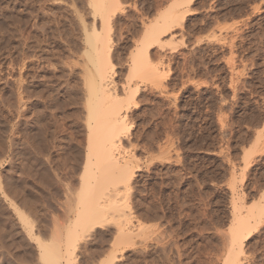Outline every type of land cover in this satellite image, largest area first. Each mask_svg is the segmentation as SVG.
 Segmentation results:
<instances>
[{
  "label": "rangeland",
  "instance_id": "obj_1",
  "mask_svg": "<svg viewBox=\"0 0 264 264\" xmlns=\"http://www.w3.org/2000/svg\"><path fill=\"white\" fill-rule=\"evenodd\" d=\"M104 1L109 7L102 15L105 22L94 11L93 0H41L40 21L35 11L38 3L32 0L33 4L27 5V17L15 9H10L9 16L15 24L19 18L27 19L33 46L28 59L33 71L30 66L29 71L34 82L37 76L41 79L45 69L46 75L52 70L64 75L74 66L70 69L78 77L85 64L82 50H91L93 36L98 33L110 47L114 83L120 86L130 79L131 86L137 85L132 86L137 92L128 105V134L121 139L123 152L119 154L132 161L127 191L121 189L124 194L120 190L125 196L120 197L122 201L118 198V211L98 218L91 226L84 225L90 227L88 230L80 226L84 231L68 232L69 226L74 228L69 220L74 217L66 220L62 215L63 221L60 212L66 203L74 207L70 196L75 192L72 195L68 191L78 186L79 174L71 170L75 155L68 147L71 140L84 144V135L77 138L69 126L64 127L65 122L61 121L63 126L60 120L52 119V107L47 105L51 118L47 121L46 116V123L55 119L54 125L58 122L63 129L53 126L56 130L52 128V136L57 135L58 141L49 139L52 148L42 155L45 164L49 161L42 163L49 167H44L49 171L45 180L35 176L36 185L47 189L38 190L35 184L29 187L27 162L24 164L27 155L22 154L26 148H22L21 119L13 94L3 108L9 133L0 138V145H6V149L1 146L5 154L0 147V264H44L38 258L37 237L47 245L54 243L53 248L57 245L56 249L64 253L63 264L66 260L67 264H229L231 237L244 216L256 220L252 219L249 229L239 236L240 247L235 246L237 253L241 250L238 264H264V0ZM166 15L170 16L169 28L149 32ZM87 34L92 40L85 38ZM153 40L156 43H151ZM67 41L73 44L69 51ZM142 46L147 48L149 67L161 74L153 84L138 78L137 69L129 70L131 57ZM46 56L55 67L46 66ZM42 64L46 66L43 70ZM74 70L80 74L75 75ZM12 77L17 78L14 73ZM40 84L49 91H44L46 95L55 93L49 83ZM70 107L64 111L83 116L78 113L80 107ZM28 203L33 205V213H27ZM54 220L63 224L56 225ZM120 224L124 231L134 233L126 237L131 243H119L126 236L120 234Z\"/></svg>",
  "mask_w": 264,
  "mask_h": 264
},
{
  "label": "bare ground",
  "instance_id": "obj_2",
  "mask_svg": "<svg viewBox=\"0 0 264 264\" xmlns=\"http://www.w3.org/2000/svg\"><path fill=\"white\" fill-rule=\"evenodd\" d=\"M35 1L38 3L37 8H35L36 16L38 17V21H40V19L43 16L42 12H41L42 11L41 5H40L41 0H35ZM31 2H32V0H0V138L1 137L3 138V135H5V133L8 132V130H9L8 126L10 128V123L6 119V116H5L7 113L4 109L6 107V104H8L7 101L10 100V98L13 96V94H15L14 97L16 98V101L18 103L17 104L18 105V112H17L18 118L21 119L20 123H21V127H22V133H21L22 136H20V137H23V139H21V141L24 140L22 142V145L24 144L23 145L24 147L22 146V148H26V152L25 153L23 152L25 150L24 149L22 151V154L23 155L25 154V156L27 155L26 156L27 158L24 156L25 159H27L26 161H24V164H26L25 162H27V170H26V168H25V170L27 171L26 176L29 178V182H28L29 187H31L30 185H32V186L34 184L36 185L38 182L36 180V183H35V176L36 175L41 181H43L45 174L47 172H49V171L46 172V169H45V168H47V170H49L48 169L49 167H45V165H47L49 163V161L46 160L47 163L45 164V162H43L45 155H44V157L42 155L44 153L47 154L46 151L48 150L49 147L52 148L51 145L49 146V142H50L49 139L50 140L55 139V136H57V135H55L53 137L52 132H54L57 128L63 129L62 126L60 128V126H59L60 124L63 125L66 123L67 125H65V126L63 125V126L64 127L69 126L68 128H70L71 132L73 130V133L75 135H77V138H81V137L83 138V135H84V141H85V142L83 141L84 144L80 143L78 141L79 139L77 140V138H75L76 137L75 136L73 138H75V140L78 141L80 144H77V142H74L71 140V142H72L70 144L71 146L68 147L69 150L71 148V151H72L71 153L74 152V155H75V162L72 163L73 168L71 167V170L73 169L74 172H77L79 174H78V181H77L78 186L76 187V189L71 185L72 187H70V188L73 189L71 191L69 188V186H70L69 184H71V183H69L67 185L69 188L68 192H71V193L75 192L74 195L72 193L73 196H70L71 194L69 195V193L66 192L71 198L68 195H65V196L72 199L71 202L74 201L75 204L73 203L74 207H70V206H68V203H66L67 204L66 209L65 208L63 209V211H62L63 213L60 212L61 217H62V215H64L63 217L64 218L66 217V220L69 219L70 216L74 217L73 218L74 221L71 218L69 219L75 224L74 225L71 222L74 225V228L71 226L73 228V230H72V228L69 226V230H68V227H67L68 232L70 231V233H72V234L73 233H80L85 228L86 225H90V224L92 225L91 222H93V224H94L95 221L97 222L100 218H103V216H105L106 214L108 215L112 211H118V207H117V205L119 204L118 198L120 199V197L125 196V195L121 196V194H119V193H120L121 189L124 190L126 188L128 182L130 180V173L132 172L131 171L132 165H130L131 164L130 162H132V161H129L128 159L124 158L122 155H119V154H120V152H123L122 151L123 145H121V141H122L121 139H122V137H124L125 135L128 134V132H127L128 125H127V119H126L127 115H128L127 114V111L129 108L128 105H129V102L131 100H133V97L135 96L134 94L137 92V89H136L137 85L133 84L136 87L134 89V87H132L133 85L132 86L130 85L131 84L130 79L128 80L129 82H124V83L122 82L121 83L122 85H120V86H117L114 83V81H113V66H112L110 59H109L110 50H108V48H110V47L108 46L107 41L102 36L98 35V33L95 35L93 34L94 35L93 36L94 41L91 42V48H90L91 50H88L90 52L86 51V48L84 50H82L80 48L81 44L79 45L80 50H82L84 52V55H85V60H84L85 64L83 65L82 63H84V62H83V60H81L82 66L80 65L81 66L80 68L83 67L81 74H80V72H77L75 70H74V72H75V75H77L76 72L79 73L80 75L78 77H80V78H78L77 76H74L72 69H70V68H73L74 67L73 66V67H68V69L70 70V71L68 70L69 71L68 74L63 75V73L62 74L60 73L61 75H58V72H59L58 70H55V71H58L57 73H55L54 70L51 69L53 72L51 70H49L51 72H49L48 75H46L47 73L45 74V72H44L46 70L45 69L43 71V73L47 76V77H45L46 78L45 80L43 77L44 74H42V73H41L42 77L40 79L41 81L37 80V78H38V76H37V78H35L36 82H34L33 81L34 75H33V78L31 80L32 75L30 76L29 69H31L30 67H32L31 71H33V66H30V61L28 59L30 57L29 56V48L32 45L30 46L31 42L29 43L31 37H30V34H28L27 19L25 21L23 19L20 20V18H19L16 22L17 24H15L12 21L13 19H11V16H9V14H10L9 11L11 12L10 9H12V10L15 9V10H19V12L21 11L20 13L23 12L24 18L27 17L29 14L27 7L29 6L28 4H30ZM36 2H34V3H36ZM32 4H33V2H32ZM106 5H108V4L104 0H98V1L93 0L92 7L100 18L106 12V8H109L108 6L106 7ZM80 15H82V14H80ZM169 17H170L169 15H166L164 17V19L162 21H160V23H156L155 25H153L152 28L148 27L149 32H151L150 29L162 30V29H165L166 27L169 28ZM102 18H103V16H102ZM102 18H101V20H104V18L103 19ZM16 19H15V21H16ZM82 19H81V21L83 22ZM104 22H105V20H104ZM11 24H13V25H11ZM151 24H154V23H151ZM14 25H16V26H14ZM83 25H84V23H83ZM65 26H63V27H65ZM60 28H62V26ZM85 29H86V27H85ZM67 30H68V28H67ZM83 32L87 33L86 30ZM93 32H94V29H93ZM29 33H30V31H29ZM85 38L92 40V38H90L89 34H87L85 36ZM151 38H152V36H151ZM147 39L149 40V38H146V40ZM34 41H36V40H34ZM71 43L72 42H70V44H69V42L66 43V44L70 45V46L65 45V46H68V47H66V49H68L69 47L72 48L73 44L71 45ZM85 43H86V41H85ZM147 43L149 45L148 41H147ZM151 43H156V41L153 40V42H151ZM53 44H55V43H53ZM141 45H142V43H141ZM65 46H64V48H65ZM82 46H84V44ZM88 46H90V45H88ZM149 46H148V49H149ZM59 48H61V47H59ZM64 48H62V50ZM79 48H76V50ZM140 48H143V46ZM140 48L138 47L137 54L136 55L134 54L133 55L134 57L133 56L131 57V59L132 58L133 59L131 60L132 65H131L129 70H132L133 68H135V70L137 69L136 71L140 72V74H141L140 75L138 73V76H139V77L137 76L138 78H143V80L145 79L144 80L145 82H146V80L147 81L149 80L153 84V82H155V81L157 82L158 79L160 80L159 75H161V74L159 73V69L154 68V67L152 68L151 67L152 65H150V67H149L148 55L146 52L147 48H143L139 52ZM39 49L42 50L43 48L39 47ZM87 49H88V47H87ZM73 50L74 49H72V51ZM64 51H66V50H64ZM68 51H69V49H68ZM79 51L77 53H78V55L79 54L81 55V53ZM66 53H67V51H66ZM73 53H74V51H73ZM67 54H69V52ZM58 55H60V54H58ZM43 57H44V55H43ZM50 57H52V56H50ZM80 58L83 59L82 56L79 57V60H80ZM44 61H46V63H47L46 66L50 67V65H51V68L55 67V65L53 66L52 65L53 63L50 62L52 60H50V58L48 60L47 56L45 57ZM54 61L55 60L53 59V62ZM4 62L6 63V65ZM39 62H41V60ZM54 63H56V62H54ZM44 65L42 64L41 70H43V67H46ZM72 65H73V63H72ZM40 66H39V68H40ZM60 66H58L59 67L58 69L67 70V67L66 68L65 67L60 68ZM39 68H38V70H39ZM13 73L16 74V76H17V78L14 80L12 79ZM64 73H67V72L64 71ZM34 74H36V72ZM81 75H82V77H81ZM39 78H40V76H39ZM149 81L147 83H150ZM43 82H45V84H46V82L49 83L50 86L52 85L51 89H54L55 93L51 91L50 95H46L45 93L48 94L49 91L47 92V91L43 90V87H44ZM40 83H42L43 85H41ZM44 91H45V93H44ZM14 97H12V98H14ZM77 104H79V106ZM47 105L49 106L50 109L52 107L53 111H50V112H53V113H52V115L49 114L52 116V119L55 118L58 121L60 120L59 121L60 124H58V122L56 121L57 124L55 123V125H56L55 126L54 125L55 119L54 120L51 119L50 124L53 121V125L51 128H50L51 125L49 124L50 125L49 126L46 123V116L49 117V115H47V112H46V110L49 109ZM70 105H71V107H73V106L77 107L78 106L77 109H79V107H80V109H79L80 111L79 112L77 111V112L81 113L83 116L81 117V115H79V114H75V116H74L73 113H72L73 116H71V114L69 115L67 112H65L64 109L69 107ZM76 107H74V108H76ZM74 112H76V111L74 110ZM8 113L10 114V111H8ZM77 115H79L80 116L79 118L82 120H79ZM51 116L48 118L47 121H49ZM61 121L63 124L61 123ZM57 125H58V127H57ZM53 126H55L56 129ZM52 128L55 130L52 131ZM60 131H62V130H60ZM57 133H58V131H57ZM56 138H58V137H56ZM4 140H6V139H4ZM55 140L58 141L57 139H55ZM73 142L76 144L73 145ZM10 143H8V144H10ZM81 144L83 146H81ZM1 146L2 145H0V147ZM5 146L6 145H4L2 147H5ZM10 146H8V147L10 148ZM54 147H56V146H54ZM62 148H60V150ZM5 149H6V147H5ZM1 150H3L4 154H5L6 150H4L3 148ZM1 150H0V152H1ZM57 150H58V148H57ZM9 151H10V149H9ZM53 151H51V152H53ZM62 151H66V149L62 150ZM2 153L3 152H1V154ZM55 153L56 152H54V154ZM47 157H48V155H47ZM71 158H72V156H71ZM132 159H134V158H132ZM73 161H74V157H73ZM42 163H44L45 165ZM53 163H55L54 160H53ZM24 167H25V165H24ZM37 169H38V171H37ZM50 169H51V167H50ZM26 171H24V172H26ZM131 176H132V174H131ZM28 178L27 179L24 178V180L26 179V181H28ZM26 181H24V182L26 183ZM51 183H52V180H51ZM10 184H12V183H10ZM40 185L43 186L42 184L38 183V186H40ZM38 186L36 185L38 190L43 191L44 189L45 190L47 189V188H45V186L43 187L44 189L41 187H38ZM2 187H4V186L2 185ZM25 187L27 189L29 188L27 186H25ZM65 188H67V187H64V189ZM68 188L66 190H68ZM33 189H34V187H33ZM37 189H35V190H37ZM123 190H121V193H124V191H127V190H124V191ZM36 192H39V191H36ZM29 193L30 194H28V195L30 196L31 192H29ZM35 194L36 193L33 192V195H35ZM38 194H42V193H38ZM31 198L32 197L30 196V199ZM25 199H27L26 195H25ZM44 199H45V197H44ZM22 200H24V199L22 198ZM68 200L69 199H67V201ZM120 200L122 201V199H120ZM30 201L31 200H28L29 203H30ZM33 201H34V199H33ZM29 203H28V207H25V208H28V210H27L28 214H29V211H30V213H33L31 211V210H33V208H31V206H30L33 203L32 204H29ZM122 203L120 205H122ZM14 205H12V206H14ZM32 207H33V205H32ZM13 209H14V207H13ZM16 211H18V210H16ZM258 215H260V212L258 213ZM20 216H21V214H20ZM31 217H32V215H31ZM59 217H57V218H59ZM63 217H62V220L65 221V219H63ZM255 218L256 217L252 218L251 216H250V218H247L245 216L240 217V219L238 218L239 220H238L237 224L235 225L236 226V232L231 237V240L233 243V248H232L233 250L231 249L232 252L230 251L228 254V255H231L232 257L230 256V258H229L227 256L228 259H231L229 264H238L239 258L237 255H240L241 250H239V253H237L238 249L236 250L235 246L240 247L239 241H241V238H240V240H238L239 236L242 235V233L245 230L247 231V229H249V227L251 226L252 219H255ZM21 220H22V216H21ZM57 220L58 219H56V221ZM255 220H254V223L256 222ZM24 221H26V220L24 219ZM24 223H26V222H24ZM27 223H28V221H27ZM54 223H55V220H54ZM58 223L61 225L62 222L59 221V222H56L55 224L57 225ZM66 223L68 225L70 224V223H68V221ZM67 224L65 226H68ZM72 224H70V225H72ZM30 225L28 224V226H30ZM80 226L83 228L82 230H81ZM235 226H233V228H235ZM120 227H121V229L123 228L122 224H120ZM30 228H29V230L27 228L26 229L28 230L29 235H32ZM77 228H79L80 231ZM87 228L90 229L89 226ZM87 228H85V229H87ZM0 229H2V227H0ZM74 230L75 231L78 230L79 232H75ZM87 230H85V231H87ZM120 234L122 236L126 235V236H124V238H122L123 240L121 239L122 241L120 240V242H119V243L125 242V244H126V241L131 240L130 238L127 240L126 237L128 234H129V236L130 235L134 236L133 235L134 233L133 234L128 233L127 231H124L123 229H122ZM74 235L76 237L78 234L77 235L74 234ZM34 239H35V242H37V248H38L37 253H38L39 260H41L40 262H43L44 264H63V256H64L63 254L64 253L62 252L63 253L62 254L61 251H59V249H56L57 245L55 248H53L52 246L55 245L54 243H52V244L49 243V245H47L46 243L43 242L42 239L40 241V239L38 237L34 238ZM119 239H120V237H119ZM237 241H238V243H237ZM70 242H73V239H71L69 241V243ZM131 242L128 241L127 243L129 244ZM70 244H72V243H70ZM116 247H117V245H116ZM67 254H68V252H67ZM64 259H67V258H64ZM66 264H67V260H66Z\"/></svg>",
  "mask_w": 264,
  "mask_h": 264
}]
</instances>
